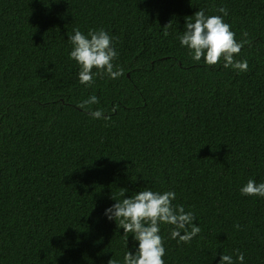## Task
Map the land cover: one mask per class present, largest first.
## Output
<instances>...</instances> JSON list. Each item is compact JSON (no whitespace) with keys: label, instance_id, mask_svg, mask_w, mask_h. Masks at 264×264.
I'll return each instance as SVG.
<instances>
[{"label":"trees","instance_id":"trees-1","mask_svg":"<svg viewBox=\"0 0 264 264\" xmlns=\"http://www.w3.org/2000/svg\"><path fill=\"white\" fill-rule=\"evenodd\" d=\"M200 9L237 41L247 31L235 56L247 72L181 46ZM75 28L117 38L124 74L80 84ZM249 179L264 183V0H0V264H123L138 242L105 211L145 188L174 191L201 228L182 244L162 224L165 264H239L237 252L264 264V197L241 195Z\"/></svg>","mask_w":264,"mask_h":264},{"label":"clouds","instance_id":"clouds-1","mask_svg":"<svg viewBox=\"0 0 264 264\" xmlns=\"http://www.w3.org/2000/svg\"><path fill=\"white\" fill-rule=\"evenodd\" d=\"M215 11L228 15L225 7L216 8ZM221 15H206L203 9L195 12L194 16L186 17V25L183 34L177 38L182 47L189 50L194 62L204 63L211 67L223 61L224 68H232L235 71L247 72L248 61L236 60L242 48L250 41L247 39V31L242 32L244 39L236 40V34L231 30V25L224 22ZM172 22L164 27L163 35H169L168 29ZM74 34L69 35L72 51L69 58L80 67L78 73L79 83L91 87L95 83L94 77H105L115 80L121 77L122 68H117L113 61L118 59L114 41L106 30L90 29L85 35L79 28H75ZM96 70L95 72L93 70ZM115 69V70H114ZM96 95L90 96L78 104L81 109H88L90 105L98 104ZM113 112L116 111L114 107ZM93 119L110 120L102 110H90ZM126 189H121L120 195L125 197ZM241 195L250 197H264V183L257 184L249 179L240 189ZM113 199L116 198L113 196ZM176 193L174 191L154 192L145 188L135 193L131 198L116 200V203L106 209L105 215L115 220L124 230V237L128 241L131 233L138 242V249L133 255L130 250L124 254L123 264H165L163 257L166 255L163 238L160 235L161 225H169L171 239H178L179 243L187 244L201 233V228L194 223L195 216L189 211L185 212L183 205H174ZM234 227L239 231L241 226L237 223ZM239 264H244V254L236 253ZM108 264H119L113 257ZM220 264H236L231 255L222 254Z\"/></svg>","mask_w":264,"mask_h":264}]
</instances>
